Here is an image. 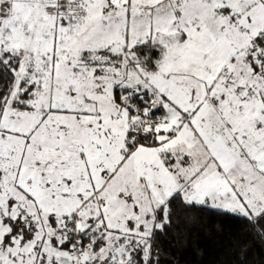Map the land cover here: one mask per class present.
Segmentation results:
<instances>
[{
	"label": "snow or ice",
	"instance_id": "1",
	"mask_svg": "<svg viewBox=\"0 0 264 264\" xmlns=\"http://www.w3.org/2000/svg\"><path fill=\"white\" fill-rule=\"evenodd\" d=\"M264 264V0H0V264Z\"/></svg>",
	"mask_w": 264,
	"mask_h": 264
},
{
	"label": "trees",
	"instance_id": "2",
	"mask_svg": "<svg viewBox=\"0 0 264 264\" xmlns=\"http://www.w3.org/2000/svg\"><path fill=\"white\" fill-rule=\"evenodd\" d=\"M222 255L217 253L216 248L209 246L208 255L205 259V264H215V261L223 259Z\"/></svg>",
	"mask_w": 264,
	"mask_h": 264
}]
</instances>
